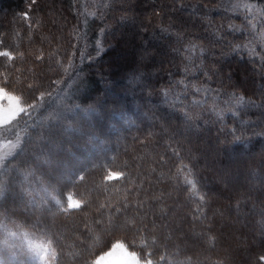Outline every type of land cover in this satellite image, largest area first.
I'll return each instance as SVG.
<instances>
[{"label":"trees","instance_id":"trees-1","mask_svg":"<svg viewBox=\"0 0 264 264\" xmlns=\"http://www.w3.org/2000/svg\"><path fill=\"white\" fill-rule=\"evenodd\" d=\"M222 2L183 0L185 7L179 8L173 0H115L103 20L89 18L87 42L78 46L93 59L78 58L77 72L72 74L69 64L78 41L73 33L83 19L78 15L82 9L77 7V0H37L31 7L30 0H0V50L25 54L23 58L17 56L14 64L0 58V71L10 65L13 91L17 94L24 90L27 95L26 85L32 83V94L45 92L44 101L52 96L32 113L29 124L35 127L29 129L34 137L30 151L47 155L37 134L46 131L51 114L64 104L80 103L86 107L102 103L107 110L122 109L126 117L111 121L118 131L106 132L99 143L87 135L90 123L96 125L95 119L89 122L81 116L74 124L83 135L78 133L76 146H69L72 156L60 157L65 178L71 181L64 189L62 202L66 206V197L71 193L83 200L82 208L55 217L43 214L42 227L49 236L59 238L54 247L62 254L56 264H91L109 242L134 241L139 245L145 236L149 242L153 236L157 240L156 259L161 252L175 253L177 247L182 250L177 258L191 256L193 264H207L208 257L224 264H256L257 257L264 254V237L253 224L254 219H259L256 212L264 206V136L252 134L264 131V69L253 63L246 52L235 53L228 47L234 38L236 43L241 42V33H225L223 41L208 44L211 54L204 64L211 79L199 76L194 82L218 91L221 104L236 93L255 101L256 106L243 108L236 119L229 114L222 123L194 108L198 119L192 127L184 122L179 107H171L174 96L180 95L176 82L185 78V61L181 52L173 51L180 49L182 42L175 35L162 33L160 28L171 25L170 31L181 32L185 39L198 37L208 43L211 37L205 20L211 19L215 25L242 24L241 18H230L224 13ZM205 4L206 10L202 7ZM25 12L30 21L21 16ZM29 23H33L31 29ZM101 28L105 30L101 35L103 47L97 51L88 42L99 35ZM243 39L249 36L245 33ZM41 51L45 58L35 60ZM68 53L70 57L66 59ZM69 76V87L54 83L67 81ZM134 78L139 84L133 83ZM166 89L172 90L167 101L162 94ZM87 97L90 99L85 104ZM193 98L189 94L183 104L190 105ZM232 127L244 129L242 142H236L229 134ZM174 151L189 164L193 178L208 195V220L203 225L191 223L189 214L194 205L186 201L183 177L174 178L178 164ZM230 153L231 162L226 158ZM125 163L127 168L121 169ZM101 165L126 171L130 180L105 181ZM80 175L83 181L79 180ZM126 200L130 207L125 215L117 217L113 209ZM138 204L142 207L138 208ZM23 212L20 207L12 220L34 222L41 216L39 202L37 209H28L33 215L21 216ZM219 212L223 213L222 218ZM133 218L137 227L143 223L139 233L123 223L125 219L131 223ZM209 224L219 237L214 251H208L198 238ZM26 229L48 238L37 230ZM130 249L140 251L139 247Z\"/></svg>","mask_w":264,"mask_h":264},{"label":"snow or ice","instance_id":"snow-or-ice-1","mask_svg":"<svg viewBox=\"0 0 264 264\" xmlns=\"http://www.w3.org/2000/svg\"><path fill=\"white\" fill-rule=\"evenodd\" d=\"M37 0H30V5H34ZM115 0H77V7L82 9L78 15L82 16L81 26L74 30V38L83 40L87 37L89 18L101 19L105 17L107 12L113 8ZM173 3L179 8H184L183 0H173ZM205 10L207 5L202 6ZM175 10V9H174ZM219 11V9H217ZM225 14H230V18L239 17L242 20L241 25L234 23L215 25L211 19L205 20V29L211 37L208 43H205L198 37L185 39V36L179 32H172L169 27H161L162 33L169 36L175 35L177 40L182 42L180 49H173L174 52L182 53L185 61L184 79L176 82V86L180 89V95L174 96L171 107L175 110L178 107L181 110V115L188 127L193 126V122L198 119V114L193 110L200 108L201 114L208 113L214 117L217 122H223L227 115H231L234 119L239 118L240 111L247 106H256L255 101L247 98L243 94L237 95L232 93L228 100L223 104L219 101V93L216 90L208 88L194 81L199 80V76H204L210 80V70L206 68L204 61L211 54L208 44L212 41L220 42L225 39V33L234 34L241 33V42H228V47L232 52L239 53L244 51L251 58L252 62L257 64L261 69H264V0H228V6L223 9ZM156 15H159L157 12ZM21 16L25 21H30L31 18L27 12ZM204 19L203 17H201ZM126 19V17H122ZM31 29L33 23H29ZM104 29H100V34L104 33ZM247 34L250 39H243V34ZM98 51L102 47L100 40L96 41ZM3 41L0 40V46ZM147 50L145 55H147ZM24 53L18 52L15 55L10 50H0V58L6 61L15 63L18 57L23 58ZM81 59L92 60L91 55L80 54ZM223 55V53H222ZM44 54L41 53L35 56V60H43ZM61 67L64 62L61 61ZM71 64H69V68ZM10 65H4L3 71H0V264H52L53 261H58L59 255L54 247V244L59 243V238L49 236L48 232L42 227L43 214L49 213L53 217L59 214H67L80 210L82 208L81 201L75 199L69 194L66 197L67 205L62 202L64 197V189L71 181L66 180L64 175L63 161L60 159L62 154L72 156V148L75 147L74 140L77 134L83 135L79 127L74 126L78 118L81 116L87 117L89 122L95 119L96 125H91L87 135L92 141L100 142V136L106 132L118 131L115 124L111 121L119 122L126 119L122 109L107 110L101 104H87L90 97L85 98V104L80 103L64 104L60 109L55 111L50 116V123L46 126V131L38 133V138L43 142L44 153L37 155L34 151H30V146L34 143V137L29 131V121L32 120V113L37 108L42 107L41 102L45 99V92H39V95L32 94L34 85L28 83L25 91H20L15 94L13 91V79L10 75ZM19 71V69H16ZM82 71V69H81ZM68 68H65V73ZM199 73V75H197ZM192 77V79H188ZM72 77L69 76L67 81H55L54 83H64L65 87H69ZM133 83L139 84V81L134 78ZM165 100L172 95L171 89L162 90ZM191 94L194 98L190 105H184L183 99ZM196 97H199L197 99ZM243 124V121H241ZM99 134H97V128ZM242 127H232L229 134L234 137L236 142H242ZM255 136H264V131L253 132ZM173 155L178 157L174 178L183 177L184 192L186 201L194 205L191 213V223L203 225L208 220L209 200L206 192L202 191V186L199 181L192 178L193 172L188 163H185L178 152H173ZM42 156L44 158H42ZM114 159V158H113ZM105 175V181H128L130 177L124 170H113L104 165L100 166ZM127 168V164L121 165V169ZM40 175H37V173ZM46 178V180H45ZM84 177L79 176V180L83 181ZM47 181V182H46ZM75 186V185H73ZM35 194H39V211L41 216L34 222L28 223L25 219L23 222L12 220V216L17 215L20 207L24 208L21 216L33 215L28 209H37V201ZM9 204L12 207H9ZM101 207H104L101 205ZM130 205L127 200L120 207H115L113 212L117 217L125 215ZM142 207V205H137ZM237 211L240 208L239 200L235 205ZM253 211L256 212L255 206ZM221 218L223 213H217ZM256 215L259 219H254L253 224L259 229L260 235L264 237V206H262ZM8 221H11L13 228L9 227ZM124 225L129 229L135 228L139 233L143 227L141 222L140 227H137L135 218L129 223L124 220ZM26 228L37 230L48 237L44 242L33 243L29 239L30 233ZM147 231V229H145ZM206 246L208 251H214L219 243V237L213 233L211 224L204 230L203 234L198 237ZM27 241V247L23 244H17L16 241ZM151 244V247H150ZM139 247L140 251L129 250ZM166 247V246H165ZM157 240L153 236L149 242L147 236L143 242L137 245L134 241L126 243L123 240H114L109 242L107 250L95 258L91 264H193L191 256H186L184 259H179L181 249L177 247L176 252L170 254L161 252L157 256ZM203 264V262H198ZM207 264H224L222 260H211L207 258ZM256 264H264V254L257 257Z\"/></svg>","mask_w":264,"mask_h":264},{"label":"rangeland","instance_id":"rangeland-1","mask_svg":"<svg viewBox=\"0 0 264 264\" xmlns=\"http://www.w3.org/2000/svg\"><path fill=\"white\" fill-rule=\"evenodd\" d=\"M223 4V8H226L227 6H228V0H223V2H222ZM251 37H249V39H250ZM88 39V36L86 37V39H83V40H79L78 39V41H77V47H76V50L75 51H77L76 52V54H74L73 56H71L72 58H71V67L69 68V72H71L72 74L73 73H76L77 71H76V64H77V61H79V59H81V53H83L84 55H86L85 54V52H84V50H82V46H78L81 42L83 43L82 45H84L85 43L84 42H87L86 40ZM97 40H100V42H101V45L103 44V37L101 36V34L99 33V35L97 34V36H94V38H93V40H89V46H94L95 48H96V50L98 51V46H97V44H96V41ZM79 47V48H78ZM86 47H88L87 45H86ZM103 47V46H102ZM102 47L100 48V50L102 49ZM99 50V51H100ZM59 55V54H58ZM66 59H68L69 57H70V53H68L66 56H64ZM63 57V55L61 56V58H64ZM79 58V59H78ZM82 60V59H81ZM119 77V79L122 77V76H118ZM81 89V88H80ZM15 94H17V93H15ZM108 94H109V96H111V94L108 92ZM52 98V96L48 99V100H45L44 101V103H46V102H48L50 99ZM62 98V97H61ZM60 98V99H61ZM59 99V101H61V100H63V99H61L60 100ZM58 102V101H57ZM60 103H58L57 105H55L56 107H58V105H59ZM54 107V106H53ZM55 107V108H56ZM226 158L227 159H229L228 161L229 162H231V160L233 159V155L230 153L228 156H226ZM193 178V177H192ZM69 194H71V193H69ZM68 194V195H69ZM71 195H73V197L75 198V199H77V200H79V201H81V203H83V200L81 199V198H78V197H76V196H74V194H71ZM35 199H36V201L37 202H39V194H35ZM67 202V201H66ZM11 222H8V224H9V227L10 228H12L13 230H15L14 228H13V225H11L10 224ZM27 230V229H26ZM27 231H29L30 233H32L31 235H30V237H29V239H31L32 240V242L33 243H41V242H44L47 238H45V237H41V236H39V234H37V233H34L32 230H27ZM16 243L17 244H23L24 246H25V249H26V247H27V241H24V240H18V241H16ZM107 250V249H106ZM129 250H131V249H129ZM101 254V253H100ZM99 255V254H98ZM98 255L95 257V258H97L98 257ZM94 258V259H95ZM57 263V261H53L52 262V264H56Z\"/></svg>","mask_w":264,"mask_h":264}]
</instances>
